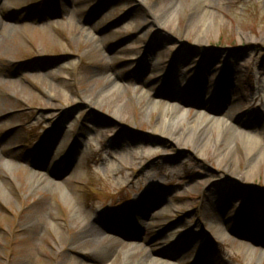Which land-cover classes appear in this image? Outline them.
I'll return each mask as SVG.
<instances>
[{
  "label": "rangeland",
  "instance_id": "rangeland-1",
  "mask_svg": "<svg viewBox=\"0 0 264 264\" xmlns=\"http://www.w3.org/2000/svg\"><path fill=\"white\" fill-rule=\"evenodd\" d=\"M156 99L257 146L199 153ZM143 255L264 264V0H0V264Z\"/></svg>",
  "mask_w": 264,
  "mask_h": 264
},
{
  "label": "bare ground",
  "instance_id": "bare-ground-1",
  "mask_svg": "<svg viewBox=\"0 0 264 264\" xmlns=\"http://www.w3.org/2000/svg\"><path fill=\"white\" fill-rule=\"evenodd\" d=\"M193 4L195 0H192ZM169 9H167L164 12H160L161 17L169 16ZM171 13V12H170ZM117 87H112L110 89V92H113ZM118 90V89H117ZM116 90V91H117ZM115 91V92H116ZM151 107L158 110L161 114V120L157 125L154 127L155 131H160L161 133L165 134L168 137H171V133L175 131L177 128L181 127V133L179 137L176 139L179 142H182L185 138H190L189 142L190 145L197 149L199 153L202 152V146H201V136L200 134H207L208 131H216L217 137L214 141V144H218L221 141V137H225L226 146L223 149V152L219 155V161H223L224 159H229L231 163H233L236 159L235 153H234V143L232 141V138L235 135H239L241 142L243 143L245 149H253L252 147H256L258 141L245 134L240 133L237 130H235L227 121H223L221 119L215 118V117H209L208 115L198 113L194 116L193 120L187 121L183 116L184 113L181 109H179L176 105H169L164 100L156 99L153 100L151 103ZM183 126V127H182ZM166 132V133H165ZM168 132V133H167ZM203 140H206L203 138ZM211 141V140H210ZM219 152V151H218ZM234 164V163H233ZM65 194V193H64ZM135 219L138 220V214L135 213ZM139 222V221H138ZM81 239L84 240V242H91V243H97L100 242V240H103L96 237V231L93 227L84 226L82 229ZM153 261L152 257L143 255L139 257L134 262H129L127 264H150ZM153 264V263H152Z\"/></svg>",
  "mask_w": 264,
  "mask_h": 264
}]
</instances>
